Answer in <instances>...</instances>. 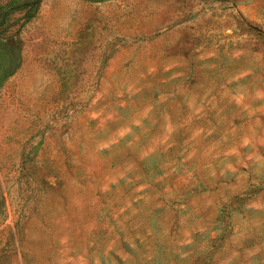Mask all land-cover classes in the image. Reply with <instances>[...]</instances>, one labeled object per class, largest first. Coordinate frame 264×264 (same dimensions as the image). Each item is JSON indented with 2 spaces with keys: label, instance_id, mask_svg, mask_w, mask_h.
Wrapping results in <instances>:
<instances>
[{
  "label": "rangeland",
  "instance_id": "rangeland-1",
  "mask_svg": "<svg viewBox=\"0 0 264 264\" xmlns=\"http://www.w3.org/2000/svg\"><path fill=\"white\" fill-rule=\"evenodd\" d=\"M28 9L0 84V264H264V0Z\"/></svg>",
  "mask_w": 264,
  "mask_h": 264
},
{
  "label": "trees",
  "instance_id": "trees-1",
  "mask_svg": "<svg viewBox=\"0 0 264 264\" xmlns=\"http://www.w3.org/2000/svg\"><path fill=\"white\" fill-rule=\"evenodd\" d=\"M42 0H25L16 6H4L0 3V84L15 73L21 64L22 55L20 41L11 34V27L15 23L13 15L22 9L27 10L26 20H29ZM33 6V12L30 7Z\"/></svg>",
  "mask_w": 264,
  "mask_h": 264
}]
</instances>
